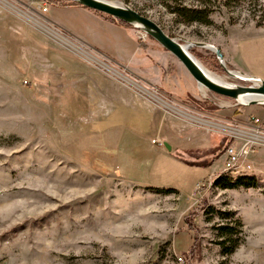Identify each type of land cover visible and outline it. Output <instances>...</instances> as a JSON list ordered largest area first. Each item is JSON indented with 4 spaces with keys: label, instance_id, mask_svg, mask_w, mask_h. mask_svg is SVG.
<instances>
[{
    "label": "rangeland",
    "instance_id": "obj_1",
    "mask_svg": "<svg viewBox=\"0 0 264 264\" xmlns=\"http://www.w3.org/2000/svg\"><path fill=\"white\" fill-rule=\"evenodd\" d=\"M108 1L191 45L225 83L253 85L199 44L264 80V0H173L211 8V25L181 23L164 0ZM51 7L0 0V264H264V105L200 89L134 27L136 52L110 57L58 25ZM148 145L158 155L129 165ZM228 148L239 155L233 170ZM226 173L256 185L215 186ZM212 207L243 224L230 256ZM193 211L196 232L185 221Z\"/></svg>",
    "mask_w": 264,
    "mask_h": 264
},
{
    "label": "water",
    "instance_id": "obj_2",
    "mask_svg": "<svg viewBox=\"0 0 264 264\" xmlns=\"http://www.w3.org/2000/svg\"><path fill=\"white\" fill-rule=\"evenodd\" d=\"M81 6L108 15L116 20L123 21L148 37L155 40L167 52L172 54L189 72L200 89L212 94L236 101L244 106L264 105V80L241 72L231 71L225 63L221 50L208 44H199L200 47L213 51L224 71L232 78L250 82L253 85L243 86L230 83H219L212 80L206 73L202 63L191 53V45H184L170 36L158 23L140 12L116 2L108 0H73ZM257 95L262 101L252 100L248 104L241 102L243 97Z\"/></svg>",
    "mask_w": 264,
    "mask_h": 264
},
{
    "label": "trees",
    "instance_id": "obj_3",
    "mask_svg": "<svg viewBox=\"0 0 264 264\" xmlns=\"http://www.w3.org/2000/svg\"><path fill=\"white\" fill-rule=\"evenodd\" d=\"M52 7H70V6H78L85 8L78 4L77 2L73 0H46ZM164 5L166 8L169 9L170 13L173 14L181 23L191 25L194 23L204 24V25H211L212 21L210 19V16L213 12L211 8H208L206 6H194L189 7L185 6L183 4H174L173 0H164ZM87 10H90L91 12H94L98 16L102 17L108 22L114 23L116 25L125 27V28H133L131 25L116 20L108 15H105L103 13L85 8ZM220 65L216 61L214 63V66H212V69L214 71L220 70ZM212 162L204 163V164H193L189 163L190 165L195 166H202L207 167L210 166ZM231 175V174H230ZM229 175V173L218 175L214 185L223 189H236L239 187H246V188H252L255 187L256 183L255 180L252 178L247 177H239V178H233ZM159 192H169L170 190L163 191L161 188H153ZM204 211L206 212L208 209L207 203L203 202ZM212 212H208L212 214V217H219L222 220H225L226 222H222L216 226L217 231V237L219 239L218 245L221 247V253L223 256L227 257L235 253L237 248L239 247L241 243V235H242V228L243 224L242 222L234 217V214L231 212H223L215 208H211ZM210 211V210H208ZM195 216V212L193 211L191 214L185 217V221L189 226L190 231L196 232V228L191 223L190 218Z\"/></svg>",
    "mask_w": 264,
    "mask_h": 264
},
{
    "label": "crops",
    "instance_id": "obj_4",
    "mask_svg": "<svg viewBox=\"0 0 264 264\" xmlns=\"http://www.w3.org/2000/svg\"><path fill=\"white\" fill-rule=\"evenodd\" d=\"M50 14L51 19L58 23V25L65 27L78 38L90 43L97 50H103L110 57L119 56L121 49H123L124 52L126 47L128 48V58H130L131 55V48L133 53L136 52V42L129 32V28L108 22L90 10L78 6L64 8L51 7ZM124 54L126 55L125 52ZM242 72L243 71H241V73ZM254 76L262 79V77L258 75ZM146 149L145 152L136 150V154L129 157V165H131V163L138 165L140 164V160L148 162L159 153L157 149L151 145H148ZM164 154L166 155L168 153L164 152ZM212 166L211 164L210 167Z\"/></svg>",
    "mask_w": 264,
    "mask_h": 264
},
{
    "label": "built area",
    "instance_id": "obj_5",
    "mask_svg": "<svg viewBox=\"0 0 264 264\" xmlns=\"http://www.w3.org/2000/svg\"><path fill=\"white\" fill-rule=\"evenodd\" d=\"M42 9H43V12H48V7L44 6ZM227 157H228L227 158L228 169H232V167L234 168L237 164V161L239 160V155L234 151V149L228 148L227 149ZM228 171H231V170H228ZM180 261H182V258H180Z\"/></svg>",
    "mask_w": 264,
    "mask_h": 264
},
{
    "label": "bare ground",
    "instance_id": "obj_6",
    "mask_svg": "<svg viewBox=\"0 0 264 264\" xmlns=\"http://www.w3.org/2000/svg\"><path fill=\"white\" fill-rule=\"evenodd\" d=\"M204 69H205L206 73L208 74V76L212 80H214L216 82H219V83H225L220 77H218L217 75L209 72L208 70H206V68H204ZM252 100L262 101L263 99H262V97H259L257 95H249V96L243 97L241 102L244 103V104H248Z\"/></svg>",
    "mask_w": 264,
    "mask_h": 264
}]
</instances>
